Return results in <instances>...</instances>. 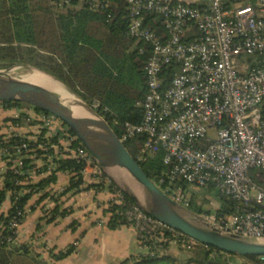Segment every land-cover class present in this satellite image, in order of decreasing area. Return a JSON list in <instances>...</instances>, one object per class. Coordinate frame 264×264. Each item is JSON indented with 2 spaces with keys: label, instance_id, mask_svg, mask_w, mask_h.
<instances>
[{
  "label": "built area",
  "instance_id": "1",
  "mask_svg": "<svg viewBox=\"0 0 264 264\" xmlns=\"http://www.w3.org/2000/svg\"><path fill=\"white\" fill-rule=\"evenodd\" d=\"M120 1L126 5L133 49L143 45L140 54L149 52L142 68L146 94L137 104L142 119L126 123L120 140L143 139L137 162L163 155L165 170L152 181L172 201L188 208L189 186L195 192L217 191L232 203L231 212L225 213L219 204L200 217L232 236L264 240V0H203L200 7L174 0ZM109 4L93 0L92 7L105 9ZM156 18L165 34L146 24ZM172 70L176 72L168 77ZM92 109L96 111L97 105ZM15 111V132L0 139V158L6 172L22 177L18 185L33 184L44 175L43 166L23 170L24 160L38 151L49 174L56 169V159H70L83 164L84 184L100 182L102 173L94 158L83 146L72 147L78 138L61 120L45 112ZM32 124L36 134L17 133L22 125ZM12 138L19 142L2 146ZM113 200L120 203L115 195ZM29 212L28 204L14 209L7 225L0 226V245H17ZM123 217L150 255L163 248L166 232L172 235L169 246L199 255L208 249L137 206L129 207ZM6 230L8 235L2 237ZM245 262L264 264V256Z\"/></svg>",
  "mask_w": 264,
  "mask_h": 264
},
{
  "label": "trees",
  "instance_id": "2",
  "mask_svg": "<svg viewBox=\"0 0 264 264\" xmlns=\"http://www.w3.org/2000/svg\"><path fill=\"white\" fill-rule=\"evenodd\" d=\"M0 0V70L24 65L44 72L62 83L80 98L88 107L97 105L96 113L111 127L115 135L122 139L123 128L126 123L138 124L142 119V110L137 106L146 94V78L142 68L149 57V52L140 54L139 45L133 51L129 49L133 40L127 36V9L120 0H109L107 8H93V0ZM80 5V6H79ZM146 24L159 34H165L160 18L149 19ZM176 71H170L168 77ZM172 74V75H171ZM20 102H0L3 109H20ZM29 106V105H28ZM36 113L43 111L34 109ZM69 133L76 136L70 129ZM77 138V137H76ZM1 139V138H0ZM56 143V139H50ZM18 138H12L7 145L16 144ZM45 142V141H44ZM124 147L137 162V155L143 143L141 137L122 141ZM83 146L79 139L73 148ZM84 147V146H83ZM85 148V147H84ZM41 156V152L35 153ZM163 155L137 162L148 178L153 180L159 176L165 167L162 164ZM56 169L51 175L37 183L18 185L22 177L13 175L10 171L4 175L3 186L0 189V208L9 196L11 208L6 216H0V226H6L14 209H23L33 195H41V203L48 194L47 187L55 184L56 173L66 172L70 175L69 184L59 195H72L91 188L96 191L107 189L117 196L120 203L112 200L106 213L110 215L108 228L116 230L128 226L123 213L132 206H138L136 200L122 191L108 176L103 174L97 185H86L81 178L83 164L70 159H56ZM34 168L32 160H24L23 170ZM47 171L44 167L40 172ZM108 181V183H106ZM106 187V188H105ZM27 191V193H21ZM211 192V191H209ZM59 198L55 199V207L50 212L47 223L57 217L65 218L68 210H61ZM218 203L225 213H230L232 203L218 194ZM189 210L199 215L201 209L195 207L192 201ZM4 231L2 237H6ZM167 242L154 255L150 253L136 257H129L118 264H177L172 255L168 254L169 241L172 235L165 234ZM73 247L51 254L52 261L65 259L74 252ZM211 247L201 255H194L185 264H234L225 253L216 251L215 257L210 254L215 251ZM233 258L254 260V256ZM0 264H52L44 261L39 255L32 254L27 245L9 247L0 245Z\"/></svg>",
  "mask_w": 264,
  "mask_h": 264
},
{
  "label": "crops",
  "instance_id": "3",
  "mask_svg": "<svg viewBox=\"0 0 264 264\" xmlns=\"http://www.w3.org/2000/svg\"><path fill=\"white\" fill-rule=\"evenodd\" d=\"M174 1L197 7L203 4V0ZM17 115L18 112L15 109L6 110L0 107V138L15 132L14 125L17 123ZM28 129L31 131H24V128H20L17 133L36 134L35 126ZM54 153L60 156L61 151L56 150ZM29 159L32 160L34 166L47 167L44 175L36 177L33 183L51 175L44 156H31ZM5 174L6 164L0 158V189L3 186ZM56 176L55 184L45 190L48 194L47 198L38 203L41 195H33L28 202L30 212L25 216L19 228L16 238L17 246L27 245L32 248L41 245V249H30L32 254L34 252L41 259L52 264H118L129 257L143 256L135 253V249L142 246L131 227L122 226L116 230L108 228L110 215L106 213V210L114 195L106 189L98 192L91 188L75 195L68 193L59 197L67 188L70 175L66 172H58ZM57 197L60 209L68 210L69 215L65 218L57 217L53 222L47 223L50 213L47 214L46 210L48 208L50 212L52 211ZM10 208L11 202L8 196L0 208V216H6ZM69 247L75 250L65 259L57 262L49 259L51 254L65 251Z\"/></svg>",
  "mask_w": 264,
  "mask_h": 264
},
{
  "label": "water",
  "instance_id": "4",
  "mask_svg": "<svg viewBox=\"0 0 264 264\" xmlns=\"http://www.w3.org/2000/svg\"><path fill=\"white\" fill-rule=\"evenodd\" d=\"M37 71L55 80L71 96L80 99L52 76ZM24 76L31 77V75ZM22 77L11 76L8 70H0V102L25 103L34 109L55 116L76 135L89 154L99 162L101 168H103L101 162L103 157L117 162L143 192L144 212L148 216L191 240L222 253L238 257L264 256V240L250 242L238 240L239 237L214 228L200 216L165 196L143 172L108 123L90 107L70 108L47 88ZM123 187L139 206L140 201L132 193L131 187L129 185Z\"/></svg>",
  "mask_w": 264,
  "mask_h": 264
},
{
  "label": "rangeland",
  "instance_id": "5",
  "mask_svg": "<svg viewBox=\"0 0 264 264\" xmlns=\"http://www.w3.org/2000/svg\"><path fill=\"white\" fill-rule=\"evenodd\" d=\"M82 1L83 0L80 1V5H81ZM133 50H134L133 49V46L131 45V47L129 49V52L130 51H133ZM4 70H8V73L11 76H18L19 75V76H23L24 77V75H34L36 73L39 74V72L36 69H34L32 67H29V66H24V65H19V66H15V67H12L10 69H4ZM84 105L85 106H88L86 103H84ZM90 108L92 109V107H90ZM20 109H21V111H23V114L35 115L34 114V110H33V108L31 106L21 104ZM22 126L24 128V131H31L28 128L29 127H34L35 124L34 125L33 124L32 125H22ZM94 160H95L96 164L99 166L102 175L105 174L106 176H108L122 191L125 192L126 191V189H124L125 187H123L122 185H120L119 183H117L115 181V179L110 174L107 173L106 170H104L103 168L100 167L99 162L96 159H94ZM106 183H108V181ZM129 186H131V185H129ZM188 190L192 194L191 195V202H190V206L189 207H191L192 201H193L194 206L201 209V214H199L198 216H200V215H202L204 213H207L208 211H211L213 209H217L219 207V204L220 203H218V201H217V198H218L217 191H211V192H206V191L195 192L194 191V188L191 187V186L188 187ZM21 193L22 194L23 193H27V191L26 192L25 191H22ZM189 207L186 208V209L189 210ZM139 208L141 210L143 209L142 211H145L144 210L145 209L144 208V205L141 202H139ZM247 239H249V238H247ZM249 240H252V241H260V240H254V239H249ZM40 247H41V245H38V246L32 247L30 249H41ZM135 253L141 254V255H146V254H148V251H147V249L141 247V248L135 249ZM33 254L34 255H38V254H36L34 252H33ZM168 254H170V255H172L174 257L175 262L177 264H185V262L187 261V259L190 258L191 256L199 255V254L195 253V251L190 252L187 249H184V248H182L180 246H177L175 244L170 245L169 250H168ZM136 258H138V256ZM229 258H230L229 260L231 262H233L234 264H247L243 259L233 258L232 255ZM49 259H51V258L49 257Z\"/></svg>",
  "mask_w": 264,
  "mask_h": 264
},
{
  "label": "bare ground",
  "instance_id": "6",
  "mask_svg": "<svg viewBox=\"0 0 264 264\" xmlns=\"http://www.w3.org/2000/svg\"><path fill=\"white\" fill-rule=\"evenodd\" d=\"M23 79H26L27 81L43 86L47 88L51 93L58 96L65 104L66 106L70 108H77L79 106L85 107L84 103L78 99L77 97L71 96L66 90L63 89V87L57 83L55 80L51 79L50 77H47L42 74H34L31 75V77H22ZM84 115H87V113H84ZM102 167L104 170L107 171L108 174H110L117 183H119L122 186L131 185L132 193L135 194V196L138 198V200L144 205V194L136 186V184L133 182L131 177L127 174V172L114 160L108 157L102 158ZM238 240L244 241V242H250L252 240L245 239V238H238Z\"/></svg>",
  "mask_w": 264,
  "mask_h": 264
}]
</instances>
